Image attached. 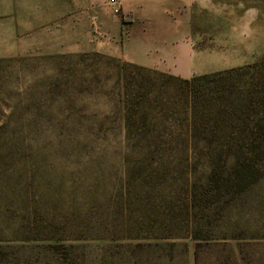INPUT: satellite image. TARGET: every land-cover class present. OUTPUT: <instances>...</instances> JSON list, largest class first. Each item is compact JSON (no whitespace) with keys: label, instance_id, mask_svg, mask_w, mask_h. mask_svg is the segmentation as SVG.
<instances>
[{"label":"rangeland","instance_id":"374dc122","mask_svg":"<svg viewBox=\"0 0 264 264\" xmlns=\"http://www.w3.org/2000/svg\"><path fill=\"white\" fill-rule=\"evenodd\" d=\"M25 1L0 0V29ZM137 3L43 0L38 48L0 59V264H264V67L198 82L193 116L169 83L128 138L118 68L55 54L128 41ZM188 22L195 64L264 58V0H193ZM64 124L103 128L59 157ZM153 129L167 153L139 152Z\"/></svg>","mask_w":264,"mask_h":264},{"label":"crops","instance_id":"0c3cea01","mask_svg":"<svg viewBox=\"0 0 264 264\" xmlns=\"http://www.w3.org/2000/svg\"><path fill=\"white\" fill-rule=\"evenodd\" d=\"M25 2L29 6L23 21L25 27L24 23L19 26L16 7L10 3L13 7V16L10 18L7 32L0 29V59L29 55L38 48L36 46L40 32L38 28L45 25L41 16L43 0ZM137 2L134 9L138 13L137 18L133 22L128 21L133 26L129 40L97 53L183 79H190L193 77L192 73L204 75L218 71L214 64L203 66L194 62L195 57H201L203 54L197 51L199 48L194 52L193 45L191 46L188 41V19L193 8V0H137ZM48 22H53V19ZM83 52L77 54L74 50H63L55 54L90 53L86 50Z\"/></svg>","mask_w":264,"mask_h":264},{"label":"trees","instance_id":"16d2710c","mask_svg":"<svg viewBox=\"0 0 264 264\" xmlns=\"http://www.w3.org/2000/svg\"><path fill=\"white\" fill-rule=\"evenodd\" d=\"M71 58V57H67ZM73 58V57H72ZM107 59L112 62L115 67L118 68V85L120 86L119 96L123 106V118L125 122V128L127 137L130 138L132 130L136 127V119L140 116V119L150 118L149 115L155 112L152 107L151 97L159 89H166V86L171 82H177L183 88L185 93V106L186 113L190 116L194 112V103L197 99L198 82L208 83L215 82L216 84L226 85V82L232 79L233 74L243 70L257 69L264 67V58L261 60L244 67L232 68L225 71L215 72L212 74L196 75L190 79H182L169 74L160 73L151 69L143 68L131 63H125L124 61L106 57L99 53H89L84 55H76L75 60H72L74 66H83V72L87 71L91 74L92 61L93 60ZM88 61L91 63L88 64ZM159 79L160 84L156 85L153 80ZM220 85L218 87L220 88ZM217 87V88H218ZM82 90H80L81 92ZM204 92V91H203ZM201 93V92H200ZM206 93V92H205ZM152 102V103H151ZM80 110L79 112H81ZM78 112V110H77ZM84 112V111H82ZM74 117H77V113H71ZM104 124L103 122H101ZM103 128L101 125L98 129L86 128L82 124H71L68 128L65 124L62 134L59 137L63 138L58 140L56 155L59 157H75V155H85L88 153V147L85 144L88 140L84 141L83 135L86 133L88 138L94 139L98 136V132ZM138 128V127H137ZM136 129V128H135ZM86 130V131H85ZM190 133V132H189ZM146 137H150L149 140H145V146L139 150V152L146 155L154 153H167L169 150H163L164 144H161L160 138L163 136V131L158 129L150 130V134H145ZM190 136V134H189ZM191 137V136H190ZM191 144L186 145V148H190ZM187 149V150H188ZM137 150V149H134ZM162 151V152H160ZM134 152V151H133ZM79 153V154H78ZM137 153V152H135Z\"/></svg>","mask_w":264,"mask_h":264},{"label":"built area","instance_id":"2783aa9c","mask_svg":"<svg viewBox=\"0 0 264 264\" xmlns=\"http://www.w3.org/2000/svg\"><path fill=\"white\" fill-rule=\"evenodd\" d=\"M113 1V3H116V2H118V0H112Z\"/></svg>","mask_w":264,"mask_h":264}]
</instances>
